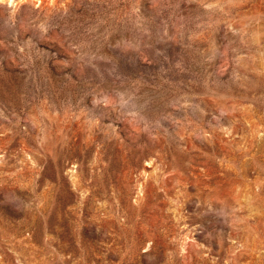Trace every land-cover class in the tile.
Masks as SVG:
<instances>
[{"label": "rangeland", "instance_id": "rangeland-1", "mask_svg": "<svg viewBox=\"0 0 264 264\" xmlns=\"http://www.w3.org/2000/svg\"><path fill=\"white\" fill-rule=\"evenodd\" d=\"M0 264H264V0H0Z\"/></svg>", "mask_w": 264, "mask_h": 264}]
</instances>
